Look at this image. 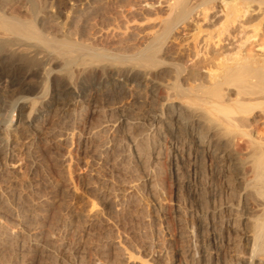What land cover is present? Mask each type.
Instances as JSON below:
<instances>
[{
    "label": "rangeland",
    "instance_id": "374dc122",
    "mask_svg": "<svg viewBox=\"0 0 264 264\" xmlns=\"http://www.w3.org/2000/svg\"><path fill=\"white\" fill-rule=\"evenodd\" d=\"M22 1L5 7L22 10ZM61 1H42L60 22L64 8L74 5L77 13L87 6V0ZM107 1L104 7L92 4L77 37L101 48L128 50L152 31L145 3L160 7L164 0ZM185 29L165 46L189 65L184 43H192L194 30ZM257 48L251 43L246 52ZM51 77L35 73L27 90L16 93L8 78L0 79V138L10 146L6 154L0 150V233L14 236L0 237V264H249L245 220L257 214L256 206L240 183L250 178L248 166L234 163L250 149L246 138L235 139L236 158L224 161L184 137L151 133L143 140L145 159L139 158L130 137L139 140L147 131L150 96L136 93L134 78L126 80L122 93L110 96L84 88L89 106L75 102L62 109V103H47L55 87ZM46 81L47 94L39 97ZM164 94L161 88L155 96ZM23 101L24 110L11 116L15 103ZM71 111L81 120L68 125L64 116ZM28 114L32 123L23 127L19 117ZM257 114L253 117L259 119ZM125 120L127 127L119 124ZM258 123L263 126L261 119ZM231 206L239 210L237 227L225 230L219 226L233 215ZM211 209L217 211L214 226L200 223L198 214Z\"/></svg>",
    "mask_w": 264,
    "mask_h": 264
},
{
    "label": "bare ground",
    "instance_id": "6f19581e",
    "mask_svg": "<svg viewBox=\"0 0 264 264\" xmlns=\"http://www.w3.org/2000/svg\"><path fill=\"white\" fill-rule=\"evenodd\" d=\"M10 1L0 0V79H9L11 91L27 90L28 78L42 72L44 79L52 76L55 87L50 100L39 106L46 101L62 103V109L75 102L87 107L85 103L90 104V100L84 88L110 96L122 93L126 80L134 78L136 93L150 96L147 131L139 140L130 137L139 158L147 154L143 140L151 133L184 137L224 161L235 160L231 149L237 137L248 140L249 151L234 161L236 166L249 168L250 178L240 179V183L253 198L257 213L245 220L249 226L245 261L264 264V42H258L264 37V0H164L160 7L148 1L144 14L152 17V31L128 50L101 48L89 38L77 37L87 23L81 19L92 11V4L97 1L104 7L107 0H87V6L77 13L74 5H64L66 18L61 22L49 8L52 2L46 7L43 0H23L22 10L8 12L6 4ZM192 27L193 41L184 43L191 61L187 65L165 45L175 32ZM251 43L259 52H246ZM55 67L59 70L54 71ZM159 77L169 81L164 84ZM47 88L46 81L39 97L46 96ZM161 88L165 94L158 98L155 94ZM24 107V101L16 102L10 115ZM255 112L263 126L253 117ZM64 118L68 125L81 120L75 111ZM30 119V114L19 117L23 127L32 123ZM5 121L12 126L11 121ZM119 124L124 126L126 120ZM9 149L6 137H1L0 150L6 154ZM231 209L233 215L219 226L225 230L237 227L239 210L235 206ZM216 216L217 211L211 209L202 210L197 218L204 225L214 226ZM219 227H214L218 235ZM0 237L8 240L14 236L6 231ZM32 239L33 244H39Z\"/></svg>",
    "mask_w": 264,
    "mask_h": 264
}]
</instances>
